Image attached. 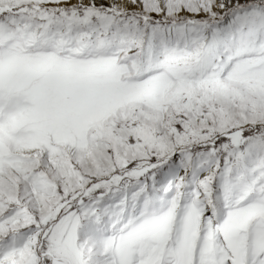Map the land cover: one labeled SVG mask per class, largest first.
<instances>
[{"label": "snow or ice", "instance_id": "obj_1", "mask_svg": "<svg viewBox=\"0 0 264 264\" xmlns=\"http://www.w3.org/2000/svg\"><path fill=\"white\" fill-rule=\"evenodd\" d=\"M0 264H264V0H0Z\"/></svg>", "mask_w": 264, "mask_h": 264}]
</instances>
